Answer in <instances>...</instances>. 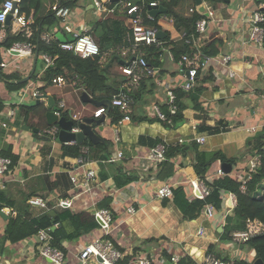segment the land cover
<instances>
[{"label":"crops","instance_id":"crops-1","mask_svg":"<svg viewBox=\"0 0 264 264\" xmlns=\"http://www.w3.org/2000/svg\"><path fill=\"white\" fill-rule=\"evenodd\" d=\"M162 1L174 0L157 2L160 5ZM201 1L204 12L200 11L196 0H181L173 8L182 17L190 18L199 13L203 17L201 19L208 20L206 32L198 33L196 29L197 35L192 36L197 51L202 52L201 49L214 40L224 43L220 54L211 58L206 68L199 71L200 76L193 90L198 99L197 107L192 99H184V122L178 126L162 122L153 115L154 105L166 114L169 112L166 88L160 85V81L172 82L176 90H181L180 85L187 75L185 65L181 66L169 58L172 50L183 43L186 29H178L174 16L167 15L165 8L158 7L163 9L159 26L170 34L169 44L163 47V65L157 69L159 74L144 78L141 87L134 89L132 97L136 96L133 98L132 119L113 125L110 113H106L104 129L95 130L99 136L97 145L102 146L89 147L83 164L80 163L81 156L64 151L59 135L50 132L56 126L49 129L30 127L25 122L21 107L43 103L49 110L46 97H52L54 109L63 103L64 111L72 119L75 116L78 119L94 117L98 108L82 101L86 92L84 80L75 77L74 81L63 85L47 87L43 81L47 70L44 54L37 51L36 45L34 55L23 58L9 55L8 49L0 46V60L7 64L6 68L0 69V74L13 79L11 84L0 76V156L6 157L9 153L18 157L16 164L11 165L9 173L0 182V264H52L40 255L35 236L16 244L4 241L11 219L22 214H29L32 218L45 213L57 217L64 212L95 217L100 203L108 199L111 200L110 228L104 229L96 220L98 226L94 229L83 231L75 239L64 240L61 243L64 264H83L80 252L96 241L111 242L122 253L123 258L116 264H123L127 258L130 260L126 264H137V260L145 256L152 259L153 264H177L179 261L173 262V257L181 259L186 256L196 264H203L207 258L224 262L225 259L243 260L255 264L256 254L249 246L225 242L220 237L227 218L234 217L237 203H231V193L221 194L222 207L211 219H206L202 213L193 221L183 219L173 199L160 200L156 196L157 190L167 183L174 190L183 188L185 198L192 201L197 199V189L202 183L207 185L199 179L194 168L196 151L177 156L173 160L174 175L165 181L160 180L157 175L161 164L149 161L152 148L156 145L176 146L184 140L182 144L198 145L201 153L222 152L228 159L236 161L232 165V173L226 175L239 181L250 176V162L258 155L249 143L264 132V46L259 47L250 41L251 17L258 9L264 11V4L258 5V0ZM100 2L102 10L96 7L94 0H78L71 6L66 5L72 10L70 22L58 20L55 26L46 27L42 39L49 34L55 37V41L73 42L78 35L86 33L98 42L104 35L101 23L108 20L120 22L124 29L132 30L131 18L115 12L117 7L112 5L111 0ZM26 18H32L34 24L33 14ZM32 25L29 27L31 31ZM12 33L16 34L13 28ZM0 36L1 44L5 37L3 28L0 29ZM120 47L123 46L116 45L114 49L106 50L102 63L111 66L113 71L118 64L119 73L115 75L112 72L108 85L115 88L119 84L123 90V86L128 84L120 67L124 61L119 62V52H114ZM227 56L231 57V61H224ZM43 88L45 95L41 92ZM200 88H203L202 92H197ZM34 90L41 92L39 99L32 97ZM98 96L105 94L99 93ZM12 112L15 113L13 117ZM32 123L37 124L38 119L35 118ZM252 127H258V130L249 132ZM198 137H205L206 142L196 143ZM85 141L90 140L87 138ZM120 153H123L121 159L118 158ZM222 165L221 161H217L211 166L206 176L208 183L219 178L217 171ZM90 170L97 172V179L88 184L90 190L85 192L84 176ZM73 176L80 184L75 185L71 181ZM128 179L132 180L126 182ZM38 199H42L43 203L36 204ZM69 201L72 202L70 207L62 206ZM130 208H134L136 213L131 215L128 212ZM65 228L69 233L74 230L68 220H65ZM201 228L205 229L204 236L198 234ZM210 246L215 247L213 253L208 251ZM86 264L102 263L93 257Z\"/></svg>","mask_w":264,"mask_h":264},{"label":"trees","instance_id":"trees-1","mask_svg":"<svg viewBox=\"0 0 264 264\" xmlns=\"http://www.w3.org/2000/svg\"><path fill=\"white\" fill-rule=\"evenodd\" d=\"M6 0H0V8ZM78 0H22L19 10L20 14H25L29 17L33 14L34 24L32 25V36L27 37L25 33H12V26H5L3 29L5 31V37L1 42L0 46L10 49L15 43H31L37 46V51L41 54H47L55 58V63L53 66L49 67L43 76V81L46 86L49 87L53 85L54 79L58 77H64L68 82L74 81L75 77H80L85 82V91L92 95L95 99L103 100L104 97L112 101L113 97L119 95L122 90L119 84L115 88L108 85L109 76L112 75V67H108V64L102 63L106 50L114 49L117 46H123L117 49H122L132 45V31L124 29L120 22L116 21H103L101 23L104 35L100 40H98V45L101 49V56L82 59L75 56L71 52H65L60 48V41H51L49 43L45 42L41 35L43 34V29L46 27L55 26L59 21L56 18L53 7L56 5H68L71 6L75 4ZM132 4H137L143 8V17L145 24L153 27L157 31H163L159 26V20L162 14L158 15L153 21L149 20V7L152 3L158 0H126ZM181 0H174L173 2L162 1L159 7H163L167 10V15L174 16L176 27L178 29H186V37L180 46H177L172 50V55L174 61L179 63L184 56H193L197 51L194 43L192 41V36L197 35L196 24L199 19L203 18L199 13H195L192 17H182L175 13L173 8ZM214 2H220L221 0H212ZM119 2H113L112 5L117 7L115 12H120L128 18L125 12H122L119 8ZM264 4V0H258V5ZM0 25V29H1ZM165 37L162 40L164 44H169L170 34L167 31H163ZM126 40V41H125ZM125 41V42H124ZM224 46V43L220 40H214L207 47L201 49L203 55L214 58L218 56ZM116 49V50H117ZM116 50L114 52H116ZM140 50L146 52V59L150 67L154 69H160L163 65L162 55L164 54L162 47L156 46H142ZM118 52V51H117ZM119 62L124 61V64H119L121 69L126 65V61L122 56L118 55ZM200 71V69H199ZM124 75V74H123ZM7 83L13 82V79L1 75ZM126 76V75H125ZM200 76V72L198 78ZM151 78V77H149ZM142 85V83H141ZM140 85V87H141ZM22 86V85H20ZM139 87V88H140ZM195 87L190 91L176 90L178 98L179 112L172 117V125L178 126L184 122L183 111L185 106L182 101L184 99H192L197 107V96L193 93ZM139 90V89H138ZM203 88L197 89V92H202ZM43 95H45V89H41ZM99 93H104L105 96H98ZM133 92L130 94L131 98ZM0 101V109H1ZM133 105V104H132ZM108 111V106H105ZM54 111H57V109ZM48 108L42 104H35L32 106H22L21 113L25 118V122L32 128L36 129H49L51 126L47 122ZM110 116L112 117V124L119 125V123L126 118V114L121 112L118 108L111 107ZM132 119L133 115H129ZM62 117L70 119L68 112H62ZM38 119L37 124H33L32 121ZM201 131V130H200ZM249 144L252 145L253 151L257 152L262 158V165L258 168L252 175L251 180L247 182L246 191L243 192L242 183L232 178L230 175H225L224 177L217 178L211 184L206 181V176L211 168V166L217 162L221 161L223 164L235 165V159H228L222 152L212 153L210 155L206 153H201L198 150V145H186L179 144L176 146H168L166 152V160L159 166L158 178L165 181L172 177L175 173V167L173 160L179 155H188L190 151H196V160L194 168L199 179L204 181L210 189V195L205 199H195L188 201L185 198V193L183 188H177L174 190L173 202L175 206L181 211L183 219L185 221H193L198 219L204 208L208 205H213L216 210H220L222 207L221 194L223 192H229L234 194L237 198V204L234 212V217L227 218V224L224 228L223 233L220 235L221 239L225 242H231L233 240L234 233L242 232L248 229L247 221H258L264 225V201L255 195L259 191V187L264 182V132L260 133ZM101 147L102 145H94L90 141H84L82 144L77 145H63V150L67 152H73L78 156H82V150L85 147ZM11 157L12 164L15 165L18 161V157L12 154L6 153V157ZM12 165V166H13ZM128 179L126 182L131 181ZM14 205V203H12ZM100 210L106 209L109 211L111 209V200H105L99 205ZM64 215H59L57 217H51L49 214L45 213L40 217L32 218L29 214L19 215L16 219H11L9 222L4 241L8 240L13 244L19 243L27 238L36 236L40 230H51V235L53 236L52 246L63 251L61 243L64 240H72L82 235L83 231H90L98 226L96 218L94 216H88L84 214H70L64 212ZM65 220H68L73 224V232H68L65 228ZM56 227V230L52 231V228ZM256 254V261L261 260L264 264V233L256 235L247 244ZM215 247L210 246L208 251L213 253ZM167 256V255H165ZM220 256V255H219ZM221 257V256H220ZM130 259H126L123 264L127 263ZM229 264H250L243 260H233L229 261L225 259ZM177 264H196L191 257H184L179 260Z\"/></svg>","mask_w":264,"mask_h":264},{"label":"built area","instance_id":"built-area-1","mask_svg":"<svg viewBox=\"0 0 264 264\" xmlns=\"http://www.w3.org/2000/svg\"><path fill=\"white\" fill-rule=\"evenodd\" d=\"M122 3L119 4V8L122 12H125L128 16H131V20L133 22L132 26V45L128 47H124L122 49H117L122 56V58L126 61V65L122 68V72L126 75L128 79V84L123 86V90L119 95L113 97L111 101L112 107L118 108L121 112L128 115L125 119L130 120L129 116L132 112V104L133 99L131 98V93L134 89L138 88L141 85V82L144 78L149 77H157L158 71L147 62L146 54L143 50H140L142 46H156V47H165L162 40L158 39L157 34L158 31L153 27L146 25L143 17V8L138 6L137 4H132L131 2H127L126 0H119ZM22 0H6L4 4L0 8V25L2 28L6 26L7 18L12 15L13 19V32L20 33L24 32L28 38L32 36V31L29 28L32 25V18L27 19L24 15L20 14L19 6ZM96 7L99 10L103 9V5L100 0H94ZM150 6L157 8L159 7L158 2L152 3ZM115 9V8H114ZM114 9H111V12H114ZM116 11V10H115ZM53 12L61 22L69 23L72 18V10L64 5H56L53 7ZM193 13L194 10H191ZM213 16V13H210ZM209 16V14H208ZM149 20L153 21L155 18L148 15ZM208 25L207 19H201L197 22V32L205 33ZM251 36L250 41L253 44L258 45L259 47L264 46V11L258 9L256 10L251 17ZM0 39L2 37L0 36ZM55 37L51 35H45L43 40L47 43L54 41ZM60 48L65 52H71L75 56L80 57L82 59L94 58L101 56V49L98 43L86 33L78 35V37L73 42H61ZM36 46L31 43H15L10 49H8V54L14 56L16 58L23 57H32L34 55V51ZM169 58L173 61L174 57L170 53ZM43 59L45 61V68L53 66L55 63V58L44 54ZM210 57L203 55L201 51H197L193 56H184L183 59L179 62V64L185 65L187 75L185 76V81L180 85L181 90L190 91L192 90L198 81L199 69H204L207 66V63L210 61ZM224 61H231V57H224ZM7 64L1 62L0 69L6 68ZM160 81V79H159ZM67 82L64 77H58L54 79L53 84L55 85H63ZM160 85L165 86L167 93V107L168 114L164 113L159 106L154 105L152 108L153 115L156 116L160 121L172 124V117L175 116L179 112L178 107V98L176 94V88L174 84L171 82H163L160 81ZM32 97L34 99H39L41 97V92L39 90H34L32 92ZM65 105L62 103L55 114L58 115L59 118L62 117V112H64ZM107 113L105 107L97 109L94 113V117L96 119H100L103 115ZM11 116H15V113L12 112ZM75 126L72 129V134H78L80 132L79 126L77 123L80 119L78 117H74ZM264 127V125H263ZM258 127H252L248 131L256 132ZM61 129L56 126L50 130L53 135H59ZM196 143L204 144L206 142L205 137H198L195 139ZM179 143H184V140H180ZM77 140L66 142L64 145H77ZM168 150V146L165 144L156 145L152 148V153L150 156V162L155 165H160L166 160V152ZM89 154V148L85 147L82 150V156L80 157V163H84V158ZM123 153H120L118 158H122ZM257 159V162L253 161ZM262 158L254 157V159L250 162V176L245 178L244 182L240 179L239 182L242 183L243 192L246 191L247 182L251 180L252 175L255 171L260 167ZM259 165H257V164ZM12 165V160L7 157L0 156V182L3 180V177L9 173ZM218 177H224L226 175L225 171L220 168L217 171ZM85 183L86 190L88 192L90 190V186L88 184L94 182L97 179L96 171H88L85 173ZM71 181L77 185L80 184V181L77 177L73 176ZM199 199H205L210 195V189L202 183V185L197 189ZM157 198L160 200L173 199L174 197V189L172 185L167 183L163 184L158 190L156 194ZM74 197L73 199H75ZM231 203H237V198L234 194L230 195ZM36 204H42L43 200L38 199L35 201ZM72 202H65L62 206L70 207ZM216 208L213 205H208L204 208L203 215L206 219H211L215 212ZM131 215L136 213L134 208H130L128 211ZM95 218L100 225L104 229H109L111 224V213L106 209L99 210L95 213ZM248 229L242 232L234 233L232 242L234 244H247L253 237L256 235L264 233V225L258 221H247ZM199 236H204L206 234L205 229L201 228L199 231ZM37 240L38 249L40 251V255L48 260L52 264H64V253L52 246L53 236L51 235V230H40L38 234L35 236ZM102 259V264H116L120 259L123 258V255L120 251H118L113 243L103 241H96L95 243L87 245L79 254V258L81 263L86 264L91 258ZM180 260L179 257H173L172 261L177 263ZM137 264H153L152 259L149 257H141L137 260ZM203 264H229L227 262L215 259V258H207Z\"/></svg>","mask_w":264,"mask_h":264},{"label":"water","instance_id":"water-1","mask_svg":"<svg viewBox=\"0 0 264 264\" xmlns=\"http://www.w3.org/2000/svg\"><path fill=\"white\" fill-rule=\"evenodd\" d=\"M112 2H119V0H111ZM197 5L200 6V11L204 12L205 9L202 6L201 0H196ZM202 6V7H201ZM163 9H157L152 6L149 7V14L156 18L158 15L162 13ZM12 15H10L7 18L6 26H10L12 23ZM158 39L163 40L165 37V33L163 31H158L157 34ZM38 59V54L36 56V60ZM1 63V60H0ZM48 99V105H49V112L47 113V122L50 126H58L61 131L59 134V140L63 143L71 142L74 140H77L78 144H82L87 138L95 145L99 142V136L96 133V129L98 128L100 131L104 129L103 124L106 120V114L103 115L100 119H96L95 117H86L83 119H80L77 125L79 126L80 132L78 134H72L71 131L75 126V121L70 118L69 120L65 117L59 118L58 115L55 114L54 110V99L52 97H46ZM82 101L86 104L94 105L96 108H102L105 106H108L109 113L112 105L110 100H104V101H97L88 93H83L82 95ZM222 169L225 171L226 174L232 173V165L230 164H223ZM56 230V227L52 228V231ZM221 231H223L221 229ZM99 262H102V259L100 257L97 258ZM255 264H263L261 260H257Z\"/></svg>","mask_w":264,"mask_h":264},{"label":"rangeland","instance_id":"rangeland-1","mask_svg":"<svg viewBox=\"0 0 264 264\" xmlns=\"http://www.w3.org/2000/svg\"><path fill=\"white\" fill-rule=\"evenodd\" d=\"M191 4L193 3V2H190ZM194 4V3H193ZM73 8V7H72ZM114 70L115 71H113L112 70V72L116 75L117 73H119V66H118V64H116L115 65V67H114ZM62 103H60V105H61ZM59 105V106H60ZM258 156V158L260 157L261 158V156L260 155H257ZM256 156V157H257ZM253 161H255V162H257V159H255V160H253ZM252 163V162H251ZM257 164V163H256ZM257 165H259V164H257ZM261 165H262V161H261ZM260 165V166H261ZM260 168V167H259ZM243 182L245 181L244 179H241ZM255 195H258L257 197L258 198H260L261 200H263L264 201V182L261 184V186L259 187V191L258 192H256L255 193Z\"/></svg>","mask_w":264,"mask_h":264}]
</instances>
